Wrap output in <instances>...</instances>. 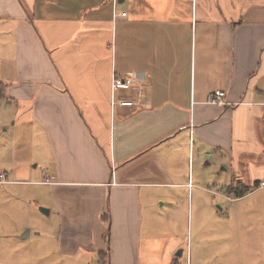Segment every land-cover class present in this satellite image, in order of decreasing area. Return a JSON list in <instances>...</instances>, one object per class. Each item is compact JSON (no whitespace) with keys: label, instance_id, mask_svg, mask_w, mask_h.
Wrapping results in <instances>:
<instances>
[{"label":"crops","instance_id":"1","mask_svg":"<svg viewBox=\"0 0 264 264\" xmlns=\"http://www.w3.org/2000/svg\"><path fill=\"white\" fill-rule=\"evenodd\" d=\"M0 67V112L33 140L7 144L0 186L41 187L30 211L55 221L6 234L0 264H46L47 238L60 264H264V0H0ZM193 190L196 255L154 224Z\"/></svg>","mask_w":264,"mask_h":264},{"label":"rangeland","instance_id":"2","mask_svg":"<svg viewBox=\"0 0 264 264\" xmlns=\"http://www.w3.org/2000/svg\"><path fill=\"white\" fill-rule=\"evenodd\" d=\"M1 69V67H0ZM10 122V119L8 118L7 114L0 112V157L3 153L5 147L8 143H12L15 147L16 151V158L18 159V153L24 147L27 143L31 144L33 140L29 136V132L20 130L16 128L15 130H12L9 128L8 124ZM260 126H264V118L262 124ZM8 129V131H5V129ZM261 128V127H259ZM264 130V128H263ZM31 133V131H30ZM32 145V144H31ZM195 159V176L199 173L203 172H216L221 173V167H217L213 164V159L209 160L207 157L202 159V163L208 164L210 166V169L207 167H202V165H197V157H194ZM35 163L31 164V167H34ZM198 166V167H197ZM206 168V169H205ZM6 167L0 165V171H5ZM38 178V173L34 175L32 180H36ZM14 188V189H13ZM209 189H215L211 193L212 200L216 202L215 205V211L220 214L219 218L221 221L226 222L227 220V205L224 203H219L220 200L217 198V191L218 189L213 188L210 186ZM3 190H8L10 193L13 194L14 198L13 200H8V203L10 207L8 210L4 211V216H2V212H0V223L4 222V229L5 231H0V243L4 242L5 244L10 245L11 243H15L16 239L14 238V235L17 234V228H21L24 224L30 225V227L36 226L38 223H42V221L47 222V224H50L51 230L47 229V233L53 232L54 229V217L46 216L40 212V208L44 207H37L36 216L32 215L30 211V203L36 201L41 196V187L36 186H30V185H24V186H17V187H10V186H0V197ZM9 199V198H8ZM204 199V200H203ZM206 196L204 193H200L196 190H193L190 192V194L182 193L180 195H177L174 203L170 206L165 205L162 209H160L154 217V224L158 225L155 229L161 233L165 234L166 231V224L168 226H172V231H170L168 234H172L174 236H178L181 240H185L188 243V247H191L193 255L197 254V237H198V222L200 220V215H206L209 214L207 211H202L200 209L201 205H203L204 202H206ZM205 204V203H204ZM12 205V207H11ZM218 207L221 209L219 210ZM33 208V207H32ZM47 209V208H45ZM41 214V215H40ZM16 233L12 236H6V234L9 233ZM25 232L21 233L19 237H22ZM3 243V244H4ZM10 243V244H9ZM45 245H47V257L50 259L47 260L49 262L47 263H53V264H60V260L56 258L54 255H52V240L46 239ZM186 250V247L183 248ZM46 263V264H47Z\"/></svg>","mask_w":264,"mask_h":264},{"label":"built area","instance_id":"3","mask_svg":"<svg viewBox=\"0 0 264 264\" xmlns=\"http://www.w3.org/2000/svg\"><path fill=\"white\" fill-rule=\"evenodd\" d=\"M125 13L121 14L122 17H125ZM137 77L134 75L130 76H125L122 78L118 77H112L111 79V92L114 95L115 93L118 92H128L131 90L133 87V84L136 82ZM223 99H224V93L222 91H215L212 96L209 98L208 103L213 104V105H223ZM112 105H117L120 107H125V108H134L137 107L138 102L131 100V99H120V100H115L112 98L111 101ZM7 182L5 181L4 175H0V184H6ZM262 187H264V184H260Z\"/></svg>","mask_w":264,"mask_h":264},{"label":"trees","instance_id":"4","mask_svg":"<svg viewBox=\"0 0 264 264\" xmlns=\"http://www.w3.org/2000/svg\"><path fill=\"white\" fill-rule=\"evenodd\" d=\"M2 95H3V91H2V87L0 86V97H2ZM248 192H249L248 189H244L243 191H240L238 193H234V196H236V197H242L245 194H247Z\"/></svg>","mask_w":264,"mask_h":264},{"label":"water","instance_id":"5","mask_svg":"<svg viewBox=\"0 0 264 264\" xmlns=\"http://www.w3.org/2000/svg\"><path fill=\"white\" fill-rule=\"evenodd\" d=\"M40 212H41L42 214H47V210H45V209H43V208H40Z\"/></svg>","mask_w":264,"mask_h":264}]
</instances>
